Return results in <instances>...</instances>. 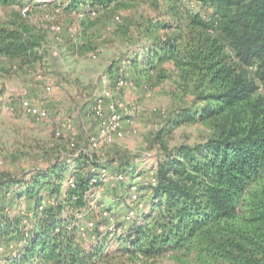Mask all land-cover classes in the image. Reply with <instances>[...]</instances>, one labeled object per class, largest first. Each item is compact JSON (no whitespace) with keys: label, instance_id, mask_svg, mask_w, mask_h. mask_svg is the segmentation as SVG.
<instances>
[{"label":"trees","instance_id":"1","mask_svg":"<svg viewBox=\"0 0 264 264\" xmlns=\"http://www.w3.org/2000/svg\"><path fill=\"white\" fill-rule=\"evenodd\" d=\"M122 1L72 0L66 10L91 15ZM199 1L214 5L216 13L208 22L190 15L191 24L221 32L231 52L209 35L183 48L177 36L149 33L141 72L149 76L172 62L206 102L179 108L166 131L199 123L213 125L216 133L195 145H163L143 209H135L126 231L101 229L108 219L97 223L92 247L84 244L85 221L79 213L88 212L89 195L103 184L100 168L107 164L98 155L73 149L48 169L31 172V179L9 180L14 198L34 203V208L28 215L11 216L0 198V251L7 250V264H99L119 252L154 258L194 249L205 264H264V101L256 97L259 87L244 69L257 66L264 83V0ZM151 27L166 31L172 24L159 19ZM42 42V35L17 14L0 25V63L6 58L30 66L43 58ZM74 49L93 47L82 41Z\"/></svg>","mask_w":264,"mask_h":264},{"label":"rangeland","instance_id":"2","mask_svg":"<svg viewBox=\"0 0 264 264\" xmlns=\"http://www.w3.org/2000/svg\"><path fill=\"white\" fill-rule=\"evenodd\" d=\"M67 3V0L0 2V25L11 22L17 14L23 15L24 7H29L23 17L43 37L40 49L43 58L34 64L21 66L18 61L1 58L0 91L4 90V94L0 98V198L11 216L28 215L34 203L14 198L15 188L9 186V180L25 175L31 179V172L48 169L73 149L98 155L107 164L101 169L105 168L109 176L89 195L88 212L79 213L85 221L84 244L92 247L97 242L93 233L97 223L108 219L101 229L109 226L111 232L126 231L135 218L131 210L146 204V188L154 180L153 165L163 145L169 149L181 144L195 145L216 133L213 125L199 123L166 131L179 108L203 107L206 102L200 101L196 84L188 83L182 70L172 62L159 66L149 76L142 75L143 58L151 41L148 34L153 33L154 38L165 33L177 36L183 48L192 40L197 42L209 35L221 40L226 53L231 50L221 32L191 24L190 15H199L208 22L216 13L214 5L199 0H123L107 11L91 15L68 12ZM159 19L170 22L172 27L166 31L151 27ZM58 26L60 32L56 30ZM82 41L93 49L76 51L75 45ZM136 59L138 64L134 62ZM244 69L259 87L256 97L264 101V83L256 75L257 66ZM120 78L130 84L118 88ZM49 86L51 92L46 90ZM106 91H111L115 101L124 105L122 115L127 133L121 139L109 138L93 115L94 105ZM24 100H29L36 110L47 109L48 117L38 121L28 115L22 105ZM93 138L97 146L92 144ZM120 162L128 164L127 167ZM120 174H124V181L117 179ZM135 182L139 185L137 199L132 198L130 190ZM86 213H91L87 220ZM7 255V250L0 251V264H7ZM99 264L205 263L194 249L154 258L119 252Z\"/></svg>","mask_w":264,"mask_h":264},{"label":"built area","instance_id":"3","mask_svg":"<svg viewBox=\"0 0 264 264\" xmlns=\"http://www.w3.org/2000/svg\"><path fill=\"white\" fill-rule=\"evenodd\" d=\"M38 3H51L55 0H36ZM69 4L72 0H67ZM29 12V7H24L22 10V14L26 16ZM119 20L120 18L117 17ZM57 32L61 31V27H56ZM130 83L126 81L123 78H120L117 82V87L122 88L124 86H128ZM47 92L52 91V87L49 86L46 88ZM23 108L25 112L35 118L36 120H44L48 117L49 112L47 109H41L36 110L29 100H24L22 102ZM124 105L120 101H115L114 95L111 91H106L103 95V98L99 99L96 104L93 107V115L95 118H97L100 121L101 127L103 129V132L106 133V135L111 138L115 137L118 139H121L125 137L127 130L125 128V118L122 115ZM58 136H60V133H57ZM92 144L94 146H97V143L95 139H92ZM72 146L75 147V144L72 143ZM78 152L86 151L85 149H77ZM100 175L103 179L107 178L109 176L108 171L103 168H100ZM118 180L125 179L124 174H120L117 177ZM156 182V179L154 178L153 183ZM70 186L75 187V179H72L70 181ZM132 198L137 199L139 196V185L137 182L133 183L130 187ZM131 198V199H132ZM43 209V207H41ZM131 215H135V211L131 210ZM90 226H94V223H90ZM113 228V227H111Z\"/></svg>","mask_w":264,"mask_h":264}]
</instances>
